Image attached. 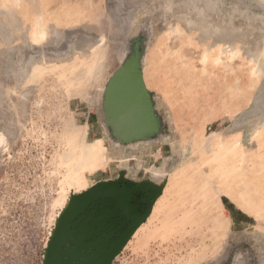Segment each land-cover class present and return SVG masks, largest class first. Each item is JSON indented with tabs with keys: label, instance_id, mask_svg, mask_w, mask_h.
I'll return each instance as SVG.
<instances>
[{
	"label": "rangeland",
	"instance_id": "1",
	"mask_svg": "<svg viewBox=\"0 0 264 264\" xmlns=\"http://www.w3.org/2000/svg\"><path fill=\"white\" fill-rule=\"evenodd\" d=\"M129 60L157 125L120 141ZM119 178L161 196L111 264H264V0H0V264H43L70 198Z\"/></svg>",
	"mask_w": 264,
	"mask_h": 264
},
{
	"label": "water",
	"instance_id": "2",
	"mask_svg": "<svg viewBox=\"0 0 264 264\" xmlns=\"http://www.w3.org/2000/svg\"><path fill=\"white\" fill-rule=\"evenodd\" d=\"M104 111L120 141L153 134L157 122L134 60L109 80ZM148 191L145 184L119 178L72 196L56 220L43 264H111L160 195Z\"/></svg>",
	"mask_w": 264,
	"mask_h": 264
},
{
	"label": "bare ground",
	"instance_id": "3",
	"mask_svg": "<svg viewBox=\"0 0 264 264\" xmlns=\"http://www.w3.org/2000/svg\"><path fill=\"white\" fill-rule=\"evenodd\" d=\"M37 36V35H36ZM38 37L40 38V39H44L45 37H46V33H45V31H43V30H41L40 29V31L38 32ZM98 66V65H97ZM104 68V65L102 64V63H100V65H99V67L96 69L97 70V73H96V75H99L100 73H101V71H102V69ZM107 71V70H106ZM99 77V76H98ZM162 194V193H161ZM161 196V195H160Z\"/></svg>",
	"mask_w": 264,
	"mask_h": 264
}]
</instances>
